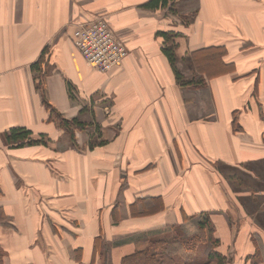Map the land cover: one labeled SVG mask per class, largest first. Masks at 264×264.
Returning a JSON list of instances; mask_svg holds the SVG:
<instances>
[{
    "label": "crops",
    "instance_id": "1",
    "mask_svg": "<svg viewBox=\"0 0 264 264\" xmlns=\"http://www.w3.org/2000/svg\"><path fill=\"white\" fill-rule=\"evenodd\" d=\"M149 1L0 0V264H122L131 236L207 216L222 246L264 249V0ZM100 15L129 51L108 72L72 42ZM158 32L182 33L180 82ZM43 97L86 126L72 138ZM16 127L40 142L13 146Z\"/></svg>",
    "mask_w": 264,
    "mask_h": 264
},
{
    "label": "trees",
    "instance_id": "2",
    "mask_svg": "<svg viewBox=\"0 0 264 264\" xmlns=\"http://www.w3.org/2000/svg\"><path fill=\"white\" fill-rule=\"evenodd\" d=\"M179 0H150L146 4V8L149 10H173L175 3ZM182 33L177 32H158L157 36L162 37L164 42L162 44V52L166 56L169 61V64L176 75V79L179 82L183 79L182 75L178 71L175 66L176 61V49L177 45L172 41L174 36H180ZM206 57L205 56H197L196 61H200L199 70L207 69V65L212 61L214 63L216 58L215 50H211ZM219 59V54H217ZM44 63V56L33 65V70L37 71L41 67V64ZM207 64V65H205ZM201 68V69H200ZM38 89L42 92L43 86L39 81L37 82ZM184 85L189 86H198L202 85L204 82L201 78L193 79L191 81L181 82ZM256 87L258 84V80L255 81ZM43 102L47 109L50 111L51 118L55 120L58 125L71 133V137L74 138L73 129L81 130L86 125L80 123L76 119L67 120L64 119L57 111H55L50 104L43 97ZM73 128V129H71ZM31 132L25 128L16 127L9 130L7 133V141L16 147H23L26 144L34 145L38 144L40 141L30 139ZM43 141V140H42ZM92 148V146L90 147ZM145 211L143 214H146ZM166 228L161 229L160 231H147L142 233L141 235L135 234L132 239L137 243L138 246L135 249V252L130 256H126L122 260V264H181V260H183V264H188L190 261L189 255L192 254L198 245L200 247L207 245L208 243L211 245V249L206 256L207 259L203 264H225L227 263V255L221 253V245L220 239H218L215 235V227L211 223L210 217H206L200 220L198 224V233L192 235L191 237L183 236V228L181 225H173V226H165ZM182 233V234H181ZM159 234L158 236H155ZM153 236V237H151ZM190 238V239H189ZM252 243L255 246V252L253 254H248L245 256V262H252L251 264H264V249L256 239V236H252ZM131 241V238L129 237ZM143 240L146 242L143 243ZM126 241H117L116 245L124 244ZM196 244V246H195ZM102 264H107L106 253L104 255ZM188 259V261H187Z\"/></svg>",
    "mask_w": 264,
    "mask_h": 264
},
{
    "label": "built area",
    "instance_id": "3",
    "mask_svg": "<svg viewBox=\"0 0 264 264\" xmlns=\"http://www.w3.org/2000/svg\"><path fill=\"white\" fill-rule=\"evenodd\" d=\"M72 42L87 64L100 72L112 70L129 56L104 15L75 24Z\"/></svg>",
    "mask_w": 264,
    "mask_h": 264
},
{
    "label": "rangeland",
    "instance_id": "4",
    "mask_svg": "<svg viewBox=\"0 0 264 264\" xmlns=\"http://www.w3.org/2000/svg\"><path fill=\"white\" fill-rule=\"evenodd\" d=\"M168 13H171L172 15L173 14H177L176 10H174V9L171 10V12L167 11L166 12V15ZM175 16H177V15H175ZM177 18L180 21H183L184 23H188L189 20H190V19H187L188 17H184V19H181L178 16ZM194 223L195 222H191V220L188 221L187 226L183 230V233H184L183 236L185 238L192 236L189 233V231L191 232V229H195V224ZM181 228H183V226H181ZM208 245H209V243H208ZM208 245L206 247H204L202 245V249L198 245V247H196L195 251L192 254L189 255V257H190L189 260L190 261H188V259H187L188 264H203L206 261V259H207V257H203V256H204V253H205L206 248H209ZM195 246H196V244H195ZM220 247H221V250H223L224 252L226 251V254H227V261H226L227 263H225V264H251L252 263L251 261L250 262H248V261L245 262V255L244 254H241V252L238 254L237 249L235 247L234 248H232V247L230 248L229 245H228L227 248H226L225 242H224V245L222 246V244H221L219 246V248ZM180 262H182L181 264H183V260H181Z\"/></svg>",
    "mask_w": 264,
    "mask_h": 264
}]
</instances>
